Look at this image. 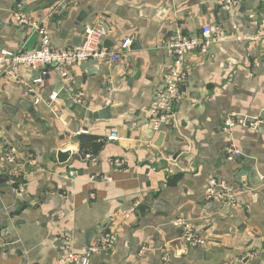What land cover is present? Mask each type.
<instances>
[{
  "label": "crops",
  "instance_id": "0c3cea01",
  "mask_svg": "<svg viewBox=\"0 0 264 264\" xmlns=\"http://www.w3.org/2000/svg\"><path fill=\"white\" fill-rule=\"evenodd\" d=\"M15 12L41 22L56 48L81 42L85 18L107 29L109 50L127 38L132 44L119 62L98 65L97 76L82 81L78 66L68 69L80 107L109 108L107 121L73 118L72 98L62 93L48 111L44 99L62 84L55 71L35 84L32 70H21L17 80L0 70V104L15 109L10 115L0 108V145L16 149L22 188L14 191L0 163L8 177L0 188V264H51L64 255L60 232L71 236L75 253L105 234L115 237L113 248L90 264H162L164 252L171 264H264V0L238 1L233 14L219 0H0V50L39 48L34 33L16 26ZM233 25L254 41L236 42ZM204 27L228 36L205 55L185 57L181 101L159 132L168 142L156 147L148 116L172 66L166 47L177 34L200 36ZM229 117L261 123L227 130ZM112 129L117 142L106 141ZM229 147L243 157L226 162ZM59 151L72 152L62 165ZM209 179L233 187L232 219L219 217V205L205 200ZM177 218L193 224L207 245L184 246L187 255L177 257L167 246L177 238Z\"/></svg>",
  "mask_w": 264,
  "mask_h": 264
},
{
  "label": "built area",
  "instance_id": "2783aa9c",
  "mask_svg": "<svg viewBox=\"0 0 264 264\" xmlns=\"http://www.w3.org/2000/svg\"><path fill=\"white\" fill-rule=\"evenodd\" d=\"M219 1L221 10L227 14H233L235 3L241 0ZM55 13L60 15L61 11L56 10ZM13 19L16 26L30 30L38 37L39 48L31 51L19 50L16 52L5 49L0 50V70L3 75L11 80H17L20 71L23 69L39 70L41 75H46L48 71H44V68L55 64L54 71L58 74L62 83L68 87L66 92L71 91L70 85L73 82V77L68 73L69 68L89 61H95L98 65L117 63L121 60L122 55L129 51L132 44V40L127 38L120 43L116 51L107 50L103 47V38L107 34L104 29L87 26L82 33L78 47L60 49L53 46L52 37L41 22L28 19L22 13L16 12L13 13ZM232 30V38L236 42L254 41V38L249 35L240 33L235 25L232 26ZM224 36L228 35H224V32L218 28L204 27L200 36L185 37L177 34L175 39L169 42L166 49L172 58V66L149 109L148 119L151 122V131L153 133H159L163 127L169 124L175 105L181 101L182 87L186 80V72L184 70L185 57L191 53L207 54L210 45ZM34 83L40 84L41 81L38 79ZM56 97L55 94L50 99L53 101ZM71 98L76 105H83V101L78 96L71 95ZM39 102L40 99H36L34 104L37 105ZM260 123L257 121L250 123L246 117L236 120L233 117H229L225 120L224 126L227 130L234 128L236 125L256 129ZM118 140V131L112 129L106 137V141L117 142ZM224 151L225 161L228 163L243 157L242 152L233 147L225 148ZM0 152V163L8 169V175L11 178L10 183L14 191L21 192L22 188L18 184L20 172L14 167L16 164V149L0 145ZM207 184L205 191L206 201L222 206L229 204L232 209L237 207L236 196L231 185L220 179H209ZM136 208L137 205L135 204L127 215L134 213ZM172 223L179 230L180 239L184 246L194 249L207 245L206 240L197 235L193 224L189 221L184 218H177ZM58 240L60 243L59 250L64 252V255H59L51 264H90L93 255L105 253L113 248L115 237L105 234L98 242L81 249L80 253L72 251V238L67 232H60ZM162 255V264H171L168 252H164Z\"/></svg>",
  "mask_w": 264,
  "mask_h": 264
},
{
  "label": "water",
  "instance_id": "95a60500",
  "mask_svg": "<svg viewBox=\"0 0 264 264\" xmlns=\"http://www.w3.org/2000/svg\"><path fill=\"white\" fill-rule=\"evenodd\" d=\"M250 0H241V2L243 4H247ZM53 2H55V0H45V3L48 5H52ZM85 14L88 16H92L94 14V11H91L89 9H86L85 10ZM86 15L84 17H86ZM90 24V18H85L82 22V26L83 27H87L89 26ZM105 33H107V29L106 28H103ZM63 33H65V31H62ZM76 42V43H75ZM73 45L75 47H78L80 45V39L79 38H76L73 40ZM111 43H109L106 38H103V47L107 50L110 49L111 47ZM132 47H137V44L134 43V45ZM130 49V48H129ZM23 51H26V50H23ZM80 72L82 73L80 79L82 81H84L87 77H92V76H97L99 75V66L98 64L95 62V61H89V62H86V63H81V64H78L77 65ZM55 67L56 65L55 64H51V65H48L44 68V71H48V73L46 75H41V71L39 70H33L31 72V77L29 79V82H34L38 79H40L41 82H44L46 80H49L50 78V74H49V71H54L55 70ZM60 88L54 90L55 94H67L69 96L72 95V92L71 91H68L66 92V90L68 89V87L66 85H64L63 83L59 84L58 85ZM51 96V95H50ZM50 96H46V98L44 99L45 100V103L48 107V111H50V107L53 103V101L50 99ZM72 101V99L70 100ZM23 103L25 102H22L20 105L25 109V107L23 106ZM73 105L71 106L72 109L71 110H75V111H71V113L73 114V118L75 119H87V120H93V121H107L111 118V113H110V109L109 108H101V109H98V110H87L86 108H82L78 105H76L73 101L71 102ZM0 108H2L3 110H5L8 114L11 115V113H15V109L14 108H10V107H7V106H4L2 104H0ZM31 107L29 106L28 109H26L27 111H29ZM52 112H55V109H51ZM76 127H79L77 124H76ZM151 130H149V133L148 135H151ZM153 134V133H152ZM152 138V137H151ZM151 138L148 139V141H151ZM163 141H167L165 139V134L163 133H158L157 135V138L154 142V146L156 147H160L162 142ZM168 142V141H167ZM27 143L26 142H23V144ZM0 155H1V152H0ZM76 156H79L81 157L82 159L84 158V154H82L81 152H78L75 154ZM72 156V152L70 151H67V152H57V162L62 165L64 164L70 157ZM257 175L256 172L252 171L250 173V176L251 177H255ZM8 180V177L6 176H3L2 175V171L0 170V188H5L6 187V182ZM219 214L218 216L219 217H222V218H228V219H232L233 218V209L230 207L229 204H226V205H219ZM89 245V244H87ZM167 246L169 247L170 250H172L173 252H175L176 256L177 257H185V255H187V249L184 248V244L182 242V240L180 239V232L177 233V238L168 242Z\"/></svg>",
  "mask_w": 264,
  "mask_h": 264
}]
</instances>
